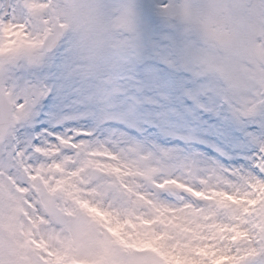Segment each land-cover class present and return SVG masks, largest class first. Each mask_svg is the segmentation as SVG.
<instances>
[{"label":"snow or ice","instance_id":"1","mask_svg":"<svg viewBox=\"0 0 264 264\" xmlns=\"http://www.w3.org/2000/svg\"><path fill=\"white\" fill-rule=\"evenodd\" d=\"M52 7L46 0H26L23 4L22 12L46 18L43 32L37 35L27 30L26 23L17 22L15 10L12 14L0 12V53L47 48L70 26L75 39L67 75L79 85L77 91L83 94V103L96 104L112 70L113 48L135 46V13L126 6L113 23L112 31L123 32L122 36H110L97 25L94 47L85 50L81 44L85 25L76 0H72L71 7L63 5L59 14L66 23L51 18ZM175 23L173 64L195 72L205 67L216 69L224 75L229 88L236 82L241 94L258 99L264 106V13L255 20L249 17L245 4L214 0L205 10L186 2L178 10ZM197 34L221 50L217 59L205 60ZM163 43L167 45V41ZM121 81H127V76L120 77L116 92L123 90L126 95L128 84ZM6 95L12 102L11 94ZM227 96L228 90L224 104L230 106ZM35 102L26 99L24 104L16 105V110ZM57 139L55 152L70 144L67 148L78 154L70 171L65 168L67 161L59 162L55 157L35 166L30 157L25 159L22 148H17L10 158L7 152L0 156L9 165L0 170V222L7 220L15 206L24 224V234L0 227V264H264V180L253 181L245 191L212 189L206 193L189 189L199 200L211 195V201L228 209L231 215L230 220L221 222L214 213L197 208L207 222L192 227L182 215L185 209L162 205L145 193H135L126 177L141 173L133 172L129 164L90 159L84 155L87 146L77 142L75 136L71 141L63 136ZM35 152L51 155L40 147ZM125 168L129 171L125 172ZM96 173L119 177L124 191L134 194V206H116L111 198L108 203L97 199L107 191L106 186H92L90 177ZM41 185L47 188L50 198L37 195L28 199L29 194L40 193ZM155 186L169 188L164 183ZM37 205L49 214L40 213Z\"/></svg>","mask_w":264,"mask_h":264},{"label":"rangeland","instance_id":"2","mask_svg":"<svg viewBox=\"0 0 264 264\" xmlns=\"http://www.w3.org/2000/svg\"><path fill=\"white\" fill-rule=\"evenodd\" d=\"M25 2L0 0V12L12 14L15 10L17 22L26 23L32 34H40L46 18L22 12ZM186 2L206 10L214 0H103L105 19L115 6H131L137 26L149 41L140 59L124 71L127 81L121 82H127L128 93L116 92L106 110L83 103L84 96L77 91L79 85L68 78L75 39L70 26L51 52L31 48L0 53V92L8 101L6 93L11 94L13 108L11 128L0 141V156L7 152L10 158L22 148L25 159L30 157L35 166L55 157L59 162L67 161L65 168L70 171L78 154L67 148L70 144L59 153L54 150L59 144L57 137L71 141L75 136L77 142L87 146L84 155L90 159L120 166L127 163L133 172L141 173L126 177L134 185V192L145 193L159 204L185 209L182 215L190 226L207 222L197 208L214 213L221 222L230 220L229 210L218 207L211 195L199 200L189 189L206 193L212 189L245 191L253 181L264 180V106L258 99L241 94L236 82L229 88L216 69L205 67L195 72L172 63L176 14ZM228 2L247 5L249 17L255 20L264 13L262 0ZM46 3L53 6L51 18L66 23L59 15L64 0ZM84 25L81 44L85 50H92L94 41L88 36L86 21ZM196 38L205 60L219 57L221 50L199 34ZM226 90L230 106L224 104ZM26 99L36 102L16 110V105L24 104ZM37 147L51 155L35 152ZM6 166V159H0V170ZM90 182L93 187L106 186L107 195L97 199L108 203L111 198L116 206H134V194L124 191L119 177L96 173ZM159 183L169 188L156 187ZM176 184L183 187L177 188ZM17 210L14 206L0 227L24 234ZM40 213L49 214L43 206Z\"/></svg>","mask_w":264,"mask_h":264},{"label":"clouds","instance_id":"3","mask_svg":"<svg viewBox=\"0 0 264 264\" xmlns=\"http://www.w3.org/2000/svg\"><path fill=\"white\" fill-rule=\"evenodd\" d=\"M76 2L80 6V12L82 14V18L88 24V36L94 41V34L96 30V26L98 25L102 30L106 31L110 36H122L124 33H116L112 31L113 23L124 13L125 5H117L112 8L110 16L105 19L102 11L101 5L103 0H76ZM72 0H64V6L71 7ZM137 32L135 36V46L132 48H113L112 50V70L109 75L106 77L105 84L103 88L97 95L96 105L101 110H106L115 95L120 77L124 74V71L133 66L140 57L144 54V52L149 47V41L147 37L144 35L143 29L139 28L136 24ZM205 39V38H204ZM200 45V41L198 40ZM37 195H39L43 199H49V193L47 188L41 185L39 194H29L28 199H34ZM71 202H69V207H71ZM25 207L27 205L25 204ZM37 207L41 210L40 205ZM31 209H29L30 211ZM43 214V213H42ZM57 228L61 227V225H56ZM4 239H7L5 234Z\"/></svg>","mask_w":264,"mask_h":264},{"label":"water","instance_id":"4","mask_svg":"<svg viewBox=\"0 0 264 264\" xmlns=\"http://www.w3.org/2000/svg\"><path fill=\"white\" fill-rule=\"evenodd\" d=\"M61 39V35L59 36V38L57 39V41L52 44L49 45L47 47L48 51H51L53 49H55L56 45H58L59 41ZM7 101L5 100V98L3 97L2 94H0V140L3 138L6 130H8V126H9V108L7 106Z\"/></svg>","mask_w":264,"mask_h":264}]
</instances>
